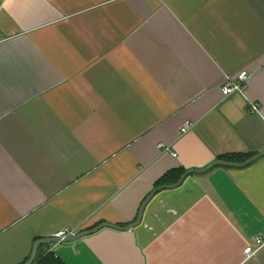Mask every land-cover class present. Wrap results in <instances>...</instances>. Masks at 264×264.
Returning <instances> with one entry per match:
<instances>
[{
    "label": "crops",
    "instance_id": "crops-1",
    "mask_svg": "<svg viewBox=\"0 0 264 264\" xmlns=\"http://www.w3.org/2000/svg\"><path fill=\"white\" fill-rule=\"evenodd\" d=\"M242 71L246 86L225 96L226 75ZM263 151L264 0H2L0 264H24L36 241L64 231L133 223L170 171ZM258 237L264 155L160 191L134 229L43 253L65 264H264V246L243 254Z\"/></svg>",
    "mask_w": 264,
    "mask_h": 264
},
{
    "label": "water",
    "instance_id": "water-1",
    "mask_svg": "<svg viewBox=\"0 0 264 264\" xmlns=\"http://www.w3.org/2000/svg\"><path fill=\"white\" fill-rule=\"evenodd\" d=\"M2 0H0V6H1ZM264 155V151L251 157L250 159L246 160L245 162L242 163H235V162H226L223 160H217L213 163H211L210 165H208L205 168L202 169H189L187 170L179 179V181L175 184L172 185H162L159 186L157 188H155L147 197L146 199L143 201L138 216L136 218V220L133 223H130L126 226H119V225H114V224H110V223H102L99 224L98 226L89 229V230H84V231H80L77 233H73L64 237H60V236H54V237H47V238H43V239H39L38 241H36L32 247V251H31V255L29 257V259L24 263V264H33L34 260L37 256L39 247L41 245H47V244H55V243H59V242H73L83 236H87L90 234H93L99 230H101L102 228H112V229H116V230H131L136 228L142 221L143 219V215H144V211L146 209V206L148 205V203L151 201V199L160 191L162 190H166V189H174L179 187L184 180L191 174H199V173H204L207 170L211 169L212 167L216 166V165H224V166H229V167H244L247 166L248 164H250L251 162H253L254 160L258 159L259 157Z\"/></svg>",
    "mask_w": 264,
    "mask_h": 264
},
{
    "label": "built area",
    "instance_id": "built-area-1",
    "mask_svg": "<svg viewBox=\"0 0 264 264\" xmlns=\"http://www.w3.org/2000/svg\"><path fill=\"white\" fill-rule=\"evenodd\" d=\"M249 79V74L247 71H242L238 74V76L235 78L232 75H226L224 82H223V94L225 96L241 90L243 87L246 86V83ZM192 124L190 122L185 123V125L182 127L181 132L186 133ZM174 156H177V153H173ZM73 233L64 231L61 233H58L56 236L64 237L67 235H70ZM264 246V239L261 237H258L255 241V245H248L244 251L243 254L245 256V259H248L252 257L254 254H256L262 247Z\"/></svg>",
    "mask_w": 264,
    "mask_h": 264
},
{
    "label": "trees",
    "instance_id": "trees-1",
    "mask_svg": "<svg viewBox=\"0 0 264 264\" xmlns=\"http://www.w3.org/2000/svg\"><path fill=\"white\" fill-rule=\"evenodd\" d=\"M235 158V157H234ZM227 160H231L233 158L227 157ZM186 170L184 169H175L173 171L168 172L165 174L159 181L157 185H162L168 182H175L178 181L182 174H184ZM48 245H41L38 250V254L36 256V263L37 264H65L62 260H60L54 253L51 251H45L43 253V248ZM30 257V256H29ZM26 259V261L29 259Z\"/></svg>",
    "mask_w": 264,
    "mask_h": 264
}]
</instances>
